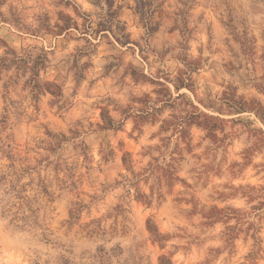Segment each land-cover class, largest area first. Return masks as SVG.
<instances>
[{
  "label": "rangeland",
  "instance_id": "obj_1",
  "mask_svg": "<svg viewBox=\"0 0 264 264\" xmlns=\"http://www.w3.org/2000/svg\"><path fill=\"white\" fill-rule=\"evenodd\" d=\"M0 264H264V0H0Z\"/></svg>",
  "mask_w": 264,
  "mask_h": 264
}]
</instances>
